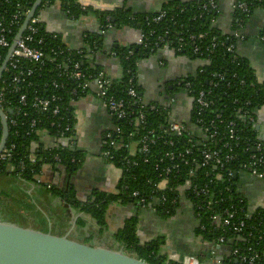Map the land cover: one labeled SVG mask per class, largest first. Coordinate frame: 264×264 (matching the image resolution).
Masks as SVG:
<instances>
[{"label":"built area","instance_id":"obj_1","mask_svg":"<svg viewBox=\"0 0 264 264\" xmlns=\"http://www.w3.org/2000/svg\"><path fill=\"white\" fill-rule=\"evenodd\" d=\"M233 1L234 13L237 11L245 16L250 15L251 10L244 2L241 0ZM55 4L60 7L59 0H56ZM76 4L82 9L90 7L95 11H108L83 3L80 0H76ZM217 10V3L214 0H205L198 5L200 17L208 13H214L216 16ZM65 14L68 17L67 13ZM164 16L165 13L161 12L152 19V22L158 23ZM215 16L211 20L212 24ZM68 18L75 20L72 17ZM15 19L18 20V16H15ZM39 22L40 20L35 17L30 20L12 50L5 69L9 74L5 82L7 85L0 93L1 97H3L5 91L16 95L17 105L14 110H10L16 117L27 118L25 134L39 136L40 133H45L56 140L66 142L67 145L65 147H74L72 131L75 130V127L68 123V118L61 114V97L55 93V91L64 88L63 80L72 81L76 84L79 91L75 92L76 90H74L72 95L79 93L80 98L88 93L91 85H94L97 88L102 108L108 112L116 123L128 121L137 129L145 123L147 112L167 114L168 120L166 124L161 125V133L150 131L148 132L150 135H143L137 141L132 140L126 145L121 144L119 141V143L116 142L121 132L117 124L113 132L106 135V141L109 142L110 146L126 148L129 157L134 158L137 153H141L144 155L143 161L145 163L152 159V162L155 163V170L160 168V164L165 165L164 169H161L160 177H162L160 181L153 184V189L149 195L141 197L135 206L140 209H148L157 216V206H164L168 202L167 197L159 193L166 190L172 173L178 175L179 179H184V183L176 188L177 197L170 200L171 204L174 205L178 202L179 207L181 198H183L193 209L196 221L195 228L205 229V224L202 223L203 220L206 224H212L214 231L218 230L232 235L230 239L231 246H226L227 239L224 236H220L214 243H204L210 251L207 261L199 262L198 264H226L225 260L237 262L236 264H264V203L256 210L251 211L247 202L236 190L237 176L241 173H247L251 178L264 182V169H262L264 159L257 154L261 152L264 145L259 142L255 144L242 142V140L246 139L242 134L240 135L243 131L240 130L238 123V121H242L244 124L255 127L256 118L255 115H252L253 111L252 113L249 110L243 111L240 114H236L235 118L229 119L226 115L227 110L218 108L216 98L213 96L211 87H216L217 84L210 82L208 84L210 88L200 87L195 92L192 89V84L184 79L172 88L178 93H183L189 101L188 121H181L171 116L172 94L167 95L166 101L164 100L165 103L164 101L159 104H145L142 102L137 73L128 80L126 92L129 99L134 101V104L141 103L138 110L134 111L129 102L116 99L113 94L109 93V84L111 82L106 79L107 76L103 71L99 72L93 79L91 76L86 77L79 63H72L68 57H65L63 51L53 49L51 50L52 57L48 60V63L54 68L57 79H53L50 83L37 84L35 82L36 84H34L31 81L35 76L34 67L42 65L46 56L43 49L44 40H36L34 37L38 32L36 25ZM14 24H17V22H11L9 26H3L0 21V49H9L12 45L15 36L11 43L7 37L13 34L12 26ZM238 26V30L231 31L230 35L224 36L225 42H220L216 37H212L209 41V46L205 44L207 34L203 32L187 34L184 37L181 36L182 33H178L179 35L176 38L165 36L162 38V36L158 35L156 40L153 43H148L147 46H151V50L155 52L170 50L174 54H181L184 46L187 43L191 44L193 57L206 56L203 59H194L197 62L196 73L193 76L195 77L198 69L200 70L199 72H202L206 61L218 45L226 46L227 53L238 56L236 52L237 44L247 40L246 35L243 33L244 26L242 21H240ZM113 29L110 17L106 16L103 24H100L99 34L104 35L107 31ZM48 33L52 34L53 39L57 38V34ZM166 34L165 32L164 35ZM144 41V35L139 32V39L136 44H143ZM256 44L264 48V31L257 36ZM110 57L120 61L117 52L114 50L110 52ZM181 57L187 56L181 55ZM231 78H235V75H232ZM218 79L220 82L230 86V78L227 77V74H220ZM239 85L243 86L244 81L240 80ZM73 101L71 99V105ZM237 102L238 100L234 104ZM244 106L248 108L249 102H245ZM32 113L37 114V117H32ZM202 113L210 115L204 119L200 117ZM193 116L194 120L191 121ZM40 117L48 118L44 125H41ZM53 118L57 120H51ZM6 120L8 136L11 127L25 124V121H20L17 118L8 119L6 116ZM48 127L52 128V130H49ZM50 131L54 134L52 135ZM14 133L16 134L17 131ZM163 133L173 135L176 138L183 137L181 146L173 140H166L162 136ZM129 136L132 138L134 133H130ZM158 140H162L160 142L165 146V150H156L153 155L148 157L151 146L156 145ZM209 143H214L216 146L211 147ZM57 146H61L60 143L55 147ZM169 148L170 150H168ZM238 148L243 149L245 152H250L249 156H247V161L241 158L240 150L237 151ZM13 149V144L9 146L5 144L0 153V165L1 162L11 158ZM102 156L107 160L112 159L110 151L102 150ZM27 160L29 163H33L36 159L30 155ZM52 160L60 163L61 158L59 155L53 154ZM133 164L136 165L135 162ZM9 170L14 172V167H9ZM23 170L24 166L20 164L16 170L18 176ZM120 172L122 175L121 170ZM45 188H51L50 184H46ZM124 192L129 194L127 187H124ZM130 196L135 199L138 198L139 193L138 191H133ZM192 199L194 200L193 202ZM147 201H152V205L146 206ZM241 241H250V243H247L242 248L238 246V242ZM168 260H170L169 257ZM179 264L182 263L179 262Z\"/></svg>","mask_w":264,"mask_h":264},{"label":"trees","instance_id":"obj_2","mask_svg":"<svg viewBox=\"0 0 264 264\" xmlns=\"http://www.w3.org/2000/svg\"><path fill=\"white\" fill-rule=\"evenodd\" d=\"M35 1L36 0H0V21L3 26H9L11 22H17V24L12 26L13 34L7 37L10 43L20 29L26 14L29 12ZM59 1L62 12L67 13L68 17L78 19L83 16L93 15L100 24H103L104 18L109 16L114 29L128 27L139 31L144 35L145 41L143 44H135L128 47H118L114 49L120 58L121 76L117 80L110 81L111 83L109 84V93L113 94L116 99H122L125 102H129L134 111L138 110L141 103L138 102L134 104V101L129 99L127 96L126 92L128 89V80L137 73V64L142 59L155 53V51L151 50V46H147V44L153 43L158 35L162 36V38H164V36L176 38L180 33H182L181 36L184 37L187 34L203 32L207 34L205 44L208 46L212 37H216L220 42H225V37L220 36L211 23L215 14L208 13L202 15L201 17L199 16L198 5L205 0L193 3H183L181 0H163L161 8L157 11L144 14H133L126 8L125 5L118 10L95 11L90 7L82 9L78 4H76V0ZM241 1L250 8V15L257 9L264 11V0ZM55 2L56 0H43L39 8L36 10L34 17L39 19L40 14L44 10L53 6ZM161 12L165 13L164 18L158 23H153L152 19L158 16ZM15 16H18V20L15 19ZM249 16L242 15L235 11L232 22V31L239 29L238 24L240 21H242L243 26H245L244 24H246ZM36 27L38 32L34 37L36 40H44L43 49L45 50L46 56L42 65L34 67L35 76L34 79L32 78L31 80L32 83H50L53 79H57L54 68L48 63V60L52 57V49L63 51L65 57H68L72 63H79L80 68L86 77L91 76L93 79L99 72H102V69L99 66L90 61L92 53L97 52L98 49L101 48V39L98 36L86 35L84 41L86 42L88 48L81 51H71L63 44L59 35H57L56 39L52 38V34L46 31L43 22L37 23ZM165 32L167 33L166 35H164ZM191 48L192 45L187 43L181 54L176 55H185L190 60H196V58L203 59L206 57L204 55L193 57ZM7 51L8 49H0V66L6 57ZM199 71L200 70L198 69L195 77L189 76L186 77L185 80L192 84V89L195 90V92L200 87L210 88L208 85L210 82L217 84L216 87H211L213 96L216 98L218 108L221 110H227L226 115L229 119L235 118L236 114H240L247 110L251 111V113L253 111L252 115H255V110L264 106V82L260 83L257 81L246 59L227 53L226 46L218 45L214 52L210 55V58L206 61V65L202 68V72ZM220 74H227V77L230 78V86H227L224 82L222 83L219 81L218 76ZM232 75H235V78H231ZM8 77V72L4 71L0 81V93L7 85L5 82ZM240 80L244 81L243 86L239 85ZM63 82L65 84L64 88L55 91V93L61 97V114L68 118V123L75 126L76 120L70 101L73 99V102H75L80 98L79 93L72 95L74 90H76L75 92H78L79 90L77 89L76 84L72 81L63 80ZM236 100H238L239 103L237 102L234 104ZM245 102H249L248 108L244 106ZM16 105V95L11 94V92L5 91L3 97L0 96V108L6 114L8 119L17 118L20 121H25L24 125L11 127L9 130L6 146L13 144L14 149L12 151L11 158L1 162L0 177H17L20 178L23 183L34 186L37 185V177L40 175L42 167L45 164H57L65 168V171L70 175L75 171H78L83 162V155L74 148L57 146L44 149L39 146L38 149L34 151L31 150L34 144H39V136L34 134H25L28 122L27 118L16 117L12 110H10H14ZM8 111H11V113H8ZM209 115L210 114L202 113L200 117L206 119ZM34 116L37 117V114L32 113V117ZM145 117V123L137 129H135L128 121L116 123L121 131L117 140L115 139L116 142L126 145L132 140L137 141L143 135H150L148 133L150 131L161 133V125L166 124L168 120L167 114L161 112H147ZM46 120H48V118L44 119L40 117L41 125H44ZM51 120L56 121L57 119L53 118ZM192 120H194V116L191 121ZM238 123L241 128L240 130L243 131L240 135L242 134V136L246 139L242 140V142L250 144L259 142L264 145V142L258 138L255 127L244 124L242 121H238ZM48 129L52 130L50 127H48ZM15 131H17L16 134L14 133ZM74 132L75 130L72 131V135H74ZM50 133L52 135L54 134L52 131H50ZM130 133H134L132 138L129 136ZM162 136L166 140L175 141L179 146H181L183 142V137L176 138L173 135L164 133ZM160 141L162 140H158L156 145L151 146L148 157L153 155L156 150H165V146H163ZM209 146L214 147L216 145L214 143H209ZM103 150L110 151L112 159H108V162L122 171L121 178L116 185L117 194L95 193L89 201L82 203L77 201L75 193L71 188L56 189L51 186V188L48 189L51 197L58 199L65 207H73L88 216L97 226L99 234H103L106 230L105 214L108 205L113 202H121L131 203L135 206L141 197L149 195L150 191L153 189L152 185L160 181L162 177H160L162 173L161 169H164L165 167V165L160 164V168L155 170V163L152 162V159L151 161L149 160V162L145 163L143 161L144 155L141 153H137L134 158L129 157L126 148H114L109 145L108 141L105 142ZM168 150H170V148ZM237 151L241 153V158L244 161H247V156H249L250 152H245L243 149L239 148ZM53 154L60 156V163L52 160ZM257 154L264 159V146L261 152ZM30 155L34 156L36 159L33 163H29L27 160V157ZM133 162H135L136 165H134ZM20 164H23L24 170L18 176L16 170ZM9 167H14V172H10ZM262 169H264V165L262 166ZM182 183H184L183 178L179 179L178 175L173 173L170 175L166 190L159 193L164 194L167 197L168 202L164 204V206H157V217H160L163 220H168L176 214L178 202L173 205L170 200L177 197L176 188ZM124 187H127L129 194H125ZM133 191H138V198H131L130 193ZM193 201L194 200L192 199V202ZM146 203V206L152 205V201H147ZM27 211L30 210L25 208L24 213H27ZM34 217L41 220L39 225L32 222V218ZM29 218L32 219L31 222L27 221L28 219L23 220L8 218L6 220L25 228L31 227L42 232L45 231V225L43 223L45 217L42 216L41 213L37 211H30ZM84 221H86L84 217L79 218L77 220V227L80 226V228H84L86 224ZM202 223L205 224V229L202 230L200 227H197L194 231L196 236L200 237L203 243L211 244L216 242L220 236H224L227 239L226 246H231V234L223 233L218 230L214 231L212 224H206L203 220ZM137 227L138 218L136 216H131L126 219L123 227L113 236L115 242L122 246L123 251H126L127 254H130L132 257L142 260L148 264H179L175 261L168 260V255L162 253V248L166 243L163 237H158L148 242L141 243ZM82 241L86 243L90 241V239L84 238ZM247 243H250V241H241L238 242V246L243 248L247 245ZM224 262L226 264H235L233 261L225 260Z\"/></svg>","mask_w":264,"mask_h":264},{"label":"crops","instance_id":"obj_3","mask_svg":"<svg viewBox=\"0 0 264 264\" xmlns=\"http://www.w3.org/2000/svg\"><path fill=\"white\" fill-rule=\"evenodd\" d=\"M98 1L112 3V0ZM181 1L193 3L200 0ZM214 1L217 3L218 10L213 27L220 36H228L232 31L234 1ZM162 3L163 0H124V5L133 14L155 12L161 8ZM39 20L44 23L47 32L59 35L63 44L71 51H81L87 48L84 41L86 35L98 36L101 39V48L90 56V61L99 66L110 81L117 80L121 76L120 62L111 58L110 52L118 47L135 45L139 39V32L128 27L109 30L104 35H100V23L93 15L70 20L58 4L44 10ZM67 20L74 24L67 23ZM263 31L264 11L257 9L249 16L244 26L243 33L247 40L238 43L236 47L238 56L248 61L260 83L264 82V48L256 43L257 36ZM196 69L197 62L195 60L178 56L170 50H159L142 59L137 65L139 93L142 102L159 104L156 101L158 96L163 102L166 101L167 95L172 94L171 116L186 121L189 101L183 93H178L168 87L175 80L172 73L183 72L182 75L189 77L194 76ZM150 79L159 80V84L153 92L150 90L152 85L149 83ZM160 86H163L164 89L161 90ZM176 94L178 97L175 96ZM71 106L76 120L73 148L83 155L81 167L70 175L65 171V168L57 164H45L37 177L38 183L34 186L23 183L17 177H0V218L5 221L8 218L28 219L27 221L31 222L30 211H37L45 214L48 218L51 217L52 231L57 228L54 235L64 236L69 231L70 235L76 229L79 218L84 217L89 222H94L79 210L70 206L65 207L58 199L52 198L48 189L45 188L46 184H50L56 189L71 188L77 201L82 203L89 201L95 192L117 193L116 185L121 178V172L102 156L106 135L113 132L116 121L102 108L97 88L94 85H91L88 93L73 102ZM254 113L258 138L264 142V106L255 110ZM60 142L64 141L56 140L45 133L39 135V146L44 149L53 148ZM67 177L70 179L67 180ZM255 181L247 173L239 174L236 181V190L247 202L251 211L256 210L264 203V182ZM247 188L250 191V196L245 194ZM181 203L189 207L183 198H181ZM25 208L30 211L24 213ZM131 216L138 218L137 232L141 243L163 237L166 243L162 248V253L168 255L170 260L182 264H198L207 261L205 255L208 246L196 236L194 227L184 234L179 231L182 225L179 219H162L160 222V217L152 214L150 210L137 208L131 203L113 202L108 205L105 214L106 230L103 234L98 233V228L94 233H90L86 226L80 228L79 232L84 235V238L98 240L100 243L97 246L99 247L117 250L121 245L115 242L113 236ZM73 221L74 226L71 229ZM195 224L196 221L194 226Z\"/></svg>","mask_w":264,"mask_h":264},{"label":"water","instance_id":"obj_4","mask_svg":"<svg viewBox=\"0 0 264 264\" xmlns=\"http://www.w3.org/2000/svg\"><path fill=\"white\" fill-rule=\"evenodd\" d=\"M43 0H36L16 33L13 43L7 51L0 66V81L7 67L12 50L24 33L28 23L34 17L36 10ZM102 10H118L124 6V0H112L104 3L98 0H80ZM67 23L74 24L67 20ZM87 47V46H86ZM88 48V47H87ZM168 89H172L169 86ZM157 102L162 100L158 96ZM11 113V111H8ZM1 140L0 153L8 138V124L6 114L0 108ZM66 146V142H60ZM39 148V144L32 146V151ZM70 177H67L69 180ZM161 222L162 219L159 218ZM74 226V221L72 228ZM70 233V231H69ZM69 233L56 236L51 233L50 227L45 232L32 228H25L0 218V264H148L123 252L120 247L112 250L104 247H95L69 239ZM209 248L205 257H208ZM235 264L237 262H234Z\"/></svg>","mask_w":264,"mask_h":264},{"label":"rangeland","instance_id":"obj_5","mask_svg":"<svg viewBox=\"0 0 264 264\" xmlns=\"http://www.w3.org/2000/svg\"><path fill=\"white\" fill-rule=\"evenodd\" d=\"M42 14V13H41ZM41 14H40V19H41ZM183 74V72L182 73H180V74H178V73H176V74H174V73H172V75H173V78L174 77H182V76H184V75H182ZM188 77V76H187ZM158 81L159 80H149V83H151L152 85H151V87H150V90L153 92V91H155L156 90V87H157V84H159L158 83ZM176 97H178V94H176L175 95ZM4 179V178H3ZM95 193H105V192H95ZM94 193V194H95ZM117 194V193H116ZM39 213H41V212H39ZM42 214V216H44L45 218H44V225H45V230H47L48 229V227H50V229H51V227H52V220H51V217L50 218H48L45 214H43V213H41ZM33 219V223L34 224H36V225H39L40 224V219L39 218H37V217H34V218H32ZM9 222V221H8ZM86 224H85V226L86 227H88V232H90V233H94V231L97 229V226L95 225V223H91V222H89L88 220H86V221H84ZM55 228V227H54ZM79 229H80V226H78V227H76V229L69 235V239H71V240H74V241H77V242H80V243H85L84 241H82L83 240V238H84V235H82L80 232H79ZM56 232H57V228L56 229H54L53 231H52V229H51V233L52 234H56ZM82 241V242H81ZM99 241L98 240H95L94 238L93 239H91L90 241H88V242H86L85 244L86 245H90V246H95V247H99V246H97V245H99ZM101 245V244H100ZM120 247H122V246H120ZM115 249H116V247H114ZM124 253H126L127 254V252L126 251H123ZM128 255H130V254H128ZM131 256V255H130Z\"/></svg>","mask_w":264,"mask_h":264},{"label":"flooded vegetation","instance_id":"obj_6","mask_svg":"<svg viewBox=\"0 0 264 264\" xmlns=\"http://www.w3.org/2000/svg\"><path fill=\"white\" fill-rule=\"evenodd\" d=\"M185 78H186L185 76H182V77L180 76L178 78L175 77V80H173V83H171L170 86H172V88H173L174 85H177L179 82H182ZM160 87H161L160 88L161 90L164 89L163 86H160ZM164 91H166V90H164ZM245 194L250 196V191L248 190V188L245 191ZM188 206L189 207H186L182 203H180L179 207L176 209V214L172 217V219L173 218L179 219V221H181L180 224H182V225L180 226L181 230H179V231L184 233V234H187V232L190 230V228L194 227V229H195V227H196V225L194 226L195 218H194L193 209L191 208V206L189 204H188Z\"/></svg>","mask_w":264,"mask_h":264}]
</instances>
